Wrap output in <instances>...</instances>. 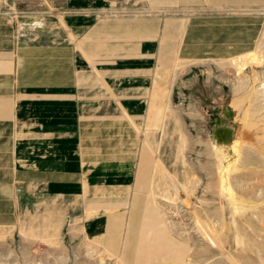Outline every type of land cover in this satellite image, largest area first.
<instances>
[{
    "label": "rangeland",
    "instance_id": "rangeland-1",
    "mask_svg": "<svg viewBox=\"0 0 264 264\" xmlns=\"http://www.w3.org/2000/svg\"><path fill=\"white\" fill-rule=\"evenodd\" d=\"M254 1L213 4L214 12H264V0L256 6L251 5ZM172 2V7L158 8L150 0H0V9L10 4L7 15L16 31L23 30V18L31 23L34 19L28 16H44L50 39L82 48L84 30L100 19L184 13L182 2ZM188 9L198 13L200 8L194 4ZM35 28L30 24L23 31L35 38ZM244 53L178 59L160 73L147 85L144 96L150 100L140 107L143 116L131 119L138 132L133 138L139 149L137 178L144 184L136 181L129 194L116 192L120 200L102 202L91 212L83 213L82 197L75 198L70 212L66 204H44L41 209L46 211L27 218L14 243H28L23 251L27 255L34 248L40 256L46 251L69 253L67 264H264V50L254 52L250 61ZM233 60L242 65L233 68ZM25 150L41 158L57 153L52 140ZM144 160L151 165L147 176L141 169ZM98 213H107L106 218L89 222ZM132 214H137L136 231L129 230ZM87 222H99L106 234L94 237V230L102 231L93 225L92 232H84ZM44 260L51 264V258Z\"/></svg>",
    "mask_w": 264,
    "mask_h": 264
},
{
    "label": "crops",
    "instance_id": "crops-1",
    "mask_svg": "<svg viewBox=\"0 0 264 264\" xmlns=\"http://www.w3.org/2000/svg\"><path fill=\"white\" fill-rule=\"evenodd\" d=\"M150 1L158 8L182 2L184 13L100 19L84 30L82 48L50 39L44 16H28L31 23L23 18V30L30 24L38 28L30 38L20 27L16 31L7 15L10 4L0 9V264H43L46 257L51 264L69 263V253L40 256L32 246L24 254L28 243L14 242L27 218L46 211L41 208L51 201L66 204L70 212L80 197L83 213L91 212L102 202L120 200L118 194H129L136 181L141 185L133 140L138 132L131 119L143 116L140 107L149 104L147 85L178 59L230 58L249 51L264 32L261 10L251 16L214 12L213 4L243 6L252 0ZM194 4L198 13L188 12ZM50 140L57 147L54 156L41 158L25 150ZM150 166L141 163L146 176ZM132 216L129 230L137 223V214ZM92 225L101 230L99 222H87L84 232H92ZM93 232L94 237L106 234Z\"/></svg>",
    "mask_w": 264,
    "mask_h": 264
},
{
    "label": "bare ground",
    "instance_id": "bare-ground-1",
    "mask_svg": "<svg viewBox=\"0 0 264 264\" xmlns=\"http://www.w3.org/2000/svg\"><path fill=\"white\" fill-rule=\"evenodd\" d=\"M257 44V43H256ZM252 50V49H251ZM251 50L250 51H246L245 53H244V57H245V59H248L249 61L251 60V59H253L254 58V56H253V54H254V52H261L262 50H264V34L261 36V38L259 39V41H258V45H257V47H256V49L253 51V52H251ZM185 62H188V61H185ZM232 66H233V68H236V67H238V66H241L242 65V63H240V62H237L236 60H233L232 62ZM184 65L181 63L180 65H179V68L182 70V69H184V68H182ZM180 70V71H181ZM166 83V82H165ZM167 87V86H166ZM171 90H172V88L170 89V91H169V97H170V95H171ZM263 92V93H262ZM261 93L262 94H264V88H262V91H261ZM168 96V95H167ZM168 101V100H167ZM199 114V113H198ZM225 131V130H224ZM227 132L230 134L231 133V131L230 130H227ZM220 134V133H219ZM220 136H221V139H226L225 138V136L224 135H221L220 134ZM239 140V139H238ZM238 140L236 139V141H235V143H234V148H236L237 149V147H238V144H237V142H238ZM261 148V147H260ZM259 150V149H258ZM262 161V160H261ZM237 168V167H236ZM229 169V168H228ZM252 174V173H251ZM226 175H228V174H226ZM262 175H263V173H262ZM221 177H222V181L224 182L225 181V176L223 175V173H222V175H221ZM225 186V185H224ZM230 189H231V187H229ZM230 191V190H229ZM21 234H23V233H21ZM146 249L148 248V246H146L145 247Z\"/></svg>",
    "mask_w": 264,
    "mask_h": 264
},
{
    "label": "water",
    "instance_id": "water-1",
    "mask_svg": "<svg viewBox=\"0 0 264 264\" xmlns=\"http://www.w3.org/2000/svg\"><path fill=\"white\" fill-rule=\"evenodd\" d=\"M221 131H223V130H221Z\"/></svg>",
    "mask_w": 264,
    "mask_h": 264
}]
</instances>
